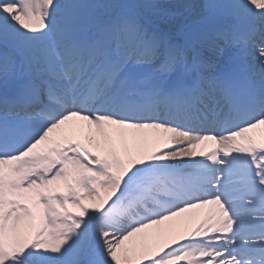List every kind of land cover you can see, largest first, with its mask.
<instances>
[{"label":"snow or ice","instance_id":"obj_1","mask_svg":"<svg viewBox=\"0 0 264 264\" xmlns=\"http://www.w3.org/2000/svg\"><path fill=\"white\" fill-rule=\"evenodd\" d=\"M257 34L264 0H0V264H264Z\"/></svg>","mask_w":264,"mask_h":264},{"label":"bare ground","instance_id":"obj_2","mask_svg":"<svg viewBox=\"0 0 264 264\" xmlns=\"http://www.w3.org/2000/svg\"><path fill=\"white\" fill-rule=\"evenodd\" d=\"M144 2H150V0H142ZM170 3H196L203 4L206 0H168ZM245 25V21H244ZM244 28V27H243ZM235 30V29H234ZM224 47L223 45H221ZM233 49V50H232ZM208 56L211 60L215 62V71L219 72L224 69L229 64L233 67L240 68L246 63L247 57H254V53L250 50L245 51L243 46L241 47H224L223 53H219L215 49H212L208 52ZM258 67V65H257ZM157 145L155 143H149L147 145L141 146L142 151H151ZM215 147L213 142H209L206 145H202V148L205 150H211ZM212 206L203 209H192L189 212L182 214L181 216L175 217L170 221H166L162 226L153 227L152 229L147 230L148 233L163 232L168 233L170 228L175 229L176 232L171 233V235L177 234L178 232L190 231L194 228L199 222H201L205 216L209 213Z\"/></svg>","mask_w":264,"mask_h":264},{"label":"rangeland","instance_id":"obj_3","mask_svg":"<svg viewBox=\"0 0 264 264\" xmlns=\"http://www.w3.org/2000/svg\"><path fill=\"white\" fill-rule=\"evenodd\" d=\"M145 3H147V2H145ZM232 20H234V19H232ZM232 20H230L229 24L231 23ZM74 211H75V209H74ZM157 226H162V225H157ZM157 226H155V227H157Z\"/></svg>","mask_w":264,"mask_h":264}]
</instances>
